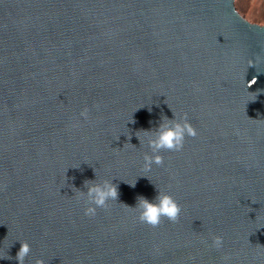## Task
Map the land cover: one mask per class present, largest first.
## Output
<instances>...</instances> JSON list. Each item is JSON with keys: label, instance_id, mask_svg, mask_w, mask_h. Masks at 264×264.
Returning <instances> with one entry per match:
<instances>
[{"label": "water", "instance_id": "1", "mask_svg": "<svg viewBox=\"0 0 264 264\" xmlns=\"http://www.w3.org/2000/svg\"><path fill=\"white\" fill-rule=\"evenodd\" d=\"M173 113L197 134L145 171ZM86 180L118 200L85 215ZM158 189L181 213L152 227L132 208ZM21 242L23 264H264V26L234 0H0V264Z\"/></svg>", "mask_w": 264, "mask_h": 264}, {"label": "clouds", "instance_id": "2", "mask_svg": "<svg viewBox=\"0 0 264 264\" xmlns=\"http://www.w3.org/2000/svg\"><path fill=\"white\" fill-rule=\"evenodd\" d=\"M174 118L168 120L167 117L162 118V122L155 129L154 138L149 139V147L152 149L151 155L144 156L143 169L150 171L155 164L160 166L163 164V157L160 155L162 151H181L184 146L186 137L196 136V130L187 121V118ZM81 116L88 118V109L81 112ZM134 123V121H133ZM145 136L153 135V130H141ZM137 132V133H140ZM136 133V135H137ZM140 138L139 135H137ZM130 139V137H129ZM87 192L79 191L81 198L86 196L85 215L95 216L97 208L105 209L108 202L117 201L119 197L118 187L111 181L105 180L103 183H96L95 181H85ZM135 187V183L131 184ZM125 207L129 206L122 204ZM139 211L138 219L140 222L148 224L152 227H158L162 219L166 218L170 222H177L181 213V208L174 198L158 189V194L154 201H149L147 198L140 196L137 198V204L134 208ZM223 246V238L216 236L213 238V247L219 249ZM30 252V246L27 242H21V247L16 255L18 264H23L25 258ZM37 264H43L38 261Z\"/></svg>", "mask_w": 264, "mask_h": 264}, {"label": "rangeland", "instance_id": "3", "mask_svg": "<svg viewBox=\"0 0 264 264\" xmlns=\"http://www.w3.org/2000/svg\"><path fill=\"white\" fill-rule=\"evenodd\" d=\"M238 13L248 22L264 26V0H234Z\"/></svg>", "mask_w": 264, "mask_h": 264}]
</instances>
